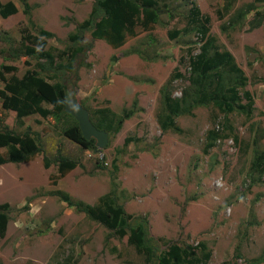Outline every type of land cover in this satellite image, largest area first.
<instances>
[{
  "label": "rangeland",
  "instance_id": "obj_1",
  "mask_svg": "<svg viewBox=\"0 0 264 264\" xmlns=\"http://www.w3.org/2000/svg\"><path fill=\"white\" fill-rule=\"evenodd\" d=\"M1 1L15 2L18 12L0 15V88L13 74L4 65L16 66L19 76L40 71L38 59L22 51L24 34L40 35L43 29L54 33L46 49L58 63L68 62L69 56L59 55L93 7V0H27L31 11L26 14L20 0ZM193 3L210 16V33L221 48L231 51L245 70L255 110L250 118L214 105L200 106L193 115L176 119L182 132H163L157 119L160 90L178 71L183 76L173 82V94L181 96L189 83V48L198 47L197 34L186 30ZM248 3L264 14V0H169L170 11L162 14L154 30L138 27L137 36L118 48L86 34L84 42L92 43L91 49L77 57L76 73L58 79L70 82L69 88L74 80V97L92 112L110 107L120 113L138 100L134 115L117 134H109L103 149H83L51 117L34 114L19 120L0 102V129L30 130L43 147L29 162L0 163V205L8 203L11 216L0 239V264H146L127 236L111 235L107 227L62 200L58 190L91 204L114 193L128 213L148 217L151 236L181 244L205 241L212 251L209 264L264 260V181L252 183L249 174L252 124L264 127V19L250 28L256 13L250 12L240 26L223 29ZM176 29L181 34L172 39L169 32ZM138 49L151 60L143 59ZM213 130L219 137L208 148ZM0 152L6 155V149ZM59 154L77 161V167L54 182ZM44 156L53 161L49 168Z\"/></svg>",
  "mask_w": 264,
  "mask_h": 264
},
{
  "label": "trees",
  "instance_id": "obj_2",
  "mask_svg": "<svg viewBox=\"0 0 264 264\" xmlns=\"http://www.w3.org/2000/svg\"><path fill=\"white\" fill-rule=\"evenodd\" d=\"M24 12L30 14L31 6L27 0ZM169 0H93V7L87 19L77 25L75 32L69 35L71 45L61 52V58L69 56L68 62L55 61L56 55L46 49L47 39L54 36L48 30H41L40 35L24 34L22 36V51L38 59L40 71L28 70L24 75L15 73L17 67L4 65L7 72H12L5 85L0 88V102L3 110H12L17 118L22 120L30 115L39 114L43 118L51 117L59 125L65 136L78 143L83 149L97 150L95 138L87 139L76 118L66 110L67 102L75 98V84L59 80L60 75L76 73L74 63L77 57L86 49H91L92 43L85 45V37L91 32L94 39L105 40L114 48L123 46L129 37H136L138 27L146 31L155 29L162 20V14L170 11ZM227 10H229L227 8ZM18 12V6L13 1L0 0V15L7 18ZM250 12H256L249 20L250 28H257L264 19V14L255 3H248L238 8L223 29L240 26ZM189 25L187 32H195L199 38L197 48H189L188 85L182 89L181 96H174L173 82L183 75L178 71L162 86L160 90L161 108L158 113V123L163 132H182L177 118L182 115H193L200 106L214 105L229 114L237 112L252 117L255 110V100L250 90L246 89L249 78L245 70L237 63L234 55L228 49H222L218 39L210 33V16L204 15L199 6L193 3L188 13ZM181 30H171L172 39L180 36ZM44 38V39H42ZM83 44V45H82ZM82 45V46H81ZM85 47V49H84ZM88 47V48H86ZM196 49H199L195 52ZM70 52V53H69ZM136 52L145 60H151L145 50ZM42 59L46 61L42 62ZM53 70V71H52ZM0 69V75H2ZM45 72V73H44ZM46 74L47 76L43 75ZM58 79V80H57ZM74 86V88H73ZM83 104V103H82ZM84 105V104H83ZM85 106V105H84ZM138 100L132 107L124 108L117 113L110 107L98 108L90 112L93 123L100 129H105L111 135L117 134L124 123L136 112ZM253 140L249 174L252 183L263 182L264 177V127L259 122L252 124ZM219 137L216 131L210 132L209 147H212ZM130 139L126 140V143ZM6 149V155L0 152V163L29 162L43 152L41 138L27 130L16 133L7 127L0 129V149ZM53 161L44 156V166L49 168ZM58 174L53 176L54 182L64 177L77 167V161L59 154L55 162ZM103 165V164H101ZM117 167V166H116ZM68 205L85 213L90 219L107 227L119 238L128 237L139 254L145 257L146 264H209L212 251L205 241L197 244L166 241L164 237L155 238L150 234L149 219L146 215L130 214L124 205L120 204L114 193H106L97 203L91 204L84 200L73 199L68 193L56 192ZM10 206L0 205V239L10 222ZM109 234V236H110ZM161 242H165L162 247ZM255 264H264L263 257L254 260ZM222 264H233L224 261Z\"/></svg>",
  "mask_w": 264,
  "mask_h": 264
},
{
  "label": "water",
  "instance_id": "obj_3",
  "mask_svg": "<svg viewBox=\"0 0 264 264\" xmlns=\"http://www.w3.org/2000/svg\"><path fill=\"white\" fill-rule=\"evenodd\" d=\"M66 110L73 115L79 123L83 135L87 139L95 138L100 149L108 146L109 132L98 128L92 121L90 111L78 100L70 99L66 104Z\"/></svg>",
  "mask_w": 264,
  "mask_h": 264
}]
</instances>
